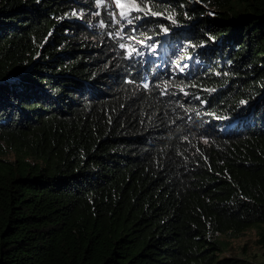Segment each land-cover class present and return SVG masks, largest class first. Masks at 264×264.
<instances>
[{"label":"trees","instance_id":"16d2710c","mask_svg":"<svg viewBox=\"0 0 264 264\" xmlns=\"http://www.w3.org/2000/svg\"><path fill=\"white\" fill-rule=\"evenodd\" d=\"M136 1L0 0V264H264V0Z\"/></svg>","mask_w":264,"mask_h":264},{"label":"rangeland","instance_id":"374dc122","mask_svg":"<svg viewBox=\"0 0 264 264\" xmlns=\"http://www.w3.org/2000/svg\"><path fill=\"white\" fill-rule=\"evenodd\" d=\"M122 3L130 7H138L136 0H122ZM124 11L128 12L129 9L125 8ZM120 12L121 8L116 5L115 0H97V5L93 14L97 15L101 23L103 14H110L113 18L118 19L121 17ZM84 13L85 12L82 11L80 16H83ZM185 47L186 44L183 45V50L189 52ZM259 230H261L260 226L254 225L238 236L220 235L219 241L222 247V252L219 254L220 257L233 256L263 263L264 246L260 243Z\"/></svg>","mask_w":264,"mask_h":264},{"label":"snow or ice","instance_id":"6c2138e0","mask_svg":"<svg viewBox=\"0 0 264 264\" xmlns=\"http://www.w3.org/2000/svg\"><path fill=\"white\" fill-rule=\"evenodd\" d=\"M115 3L116 5L121 8V12H120V15L121 17H126L127 15L130 14L131 11H140L141 9H139L138 7H130L129 5L125 4V3H122V0H115ZM125 8H128L129 11L128 12H125L124 9ZM153 15H155V13H153ZM128 23L131 24L132 23V20H128ZM165 31H167V29H165ZM121 48L125 47V45L121 44L120 45ZM136 51V49H130L129 51V55H132V53ZM181 71H183V69H181ZM144 87L145 88H148L149 85L148 84H144Z\"/></svg>","mask_w":264,"mask_h":264},{"label":"flooded vegetation","instance_id":"af4514ba","mask_svg":"<svg viewBox=\"0 0 264 264\" xmlns=\"http://www.w3.org/2000/svg\"><path fill=\"white\" fill-rule=\"evenodd\" d=\"M199 42H195V43H192L191 45H195V44H198ZM189 45V44H188Z\"/></svg>","mask_w":264,"mask_h":264}]
</instances>
